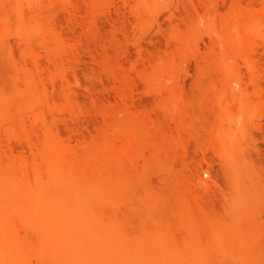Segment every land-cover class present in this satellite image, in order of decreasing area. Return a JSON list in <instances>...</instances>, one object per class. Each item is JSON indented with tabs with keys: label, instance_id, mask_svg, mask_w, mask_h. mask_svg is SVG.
Here are the masks:
<instances>
[{
	"label": "bare ground",
	"instance_id": "bare-ground-1",
	"mask_svg": "<svg viewBox=\"0 0 264 264\" xmlns=\"http://www.w3.org/2000/svg\"><path fill=\"white\" fill-rule=\"evenodd\" d=\"M95 1L0 0L3 23L23 19L29 23L27 28L32 26L18 36L19 45L6 39L0 45V264H264V254L209 251L207 236H199L208 232L203 226H215L207 220L215 215L201 208L199 200L201 189L212 190L216 182L213 176V180L203 178L200 183L188 177L172 186L179 203L186 208L185 215L191 219L183 225L192 239L206 237V244L198 240L184 246L176 241L167 247L151 243L152 250L134 252L133 241L122 238L125 231L119 217L111 219L109 213V179L114 168L117 175L125 170L141 145L150 148V157L166 147L163 139L159 141L160 121L136 117L138 103L143 99L136 93L139 85L162 99L163 110L178 131L190 126L186 121L191 106L184 97L186 84L191 83L199 91L208 87L201 101L203 108L216 115V123L208 139L201 136V127L195 126L189 137L197 139V149L205 155L209 149L217 151L226 160L236 191L243 190L240 171L245 157L233 131L252 122L256 112L251 109L255 104L240 95L246 94L249 86L264 85V77L254 71L258 66L252 56L259 51L253 47L255 41L264 35V10L258 12L239 0H229L228 12L217 24L216 14L212 15L216 12L213 0H140L142 6L132 11L135 22L149 16V21L157 22V31L168 45L174 46L166 51L158 47L161 44L151 47L136 42L137 60L133 61L129 48L121 53L130 61L128 67L126 61L109 51L105 39L92 37L89 22ZM198 4L207 8L205 14L200 13ZM165 9H169V18H182L188 29L173 26V30L166 31L158 14ZM27 13L30 22L25 19ZM202 21L207 24L211 46L219 45L222 52L220 65L209 69L205 76H201V61H197L198 72L193 74L189 60L198 46L194 31ZM142 34L154 41L146 31ZM244 65L248 72L243 70ZM218 84L224 91L230 88L234 93L232 101L240 104L245 100L237 115H232L231 105L222 102L229 95L221 89L217 91ZM215 91L218 101L212 103L210 97ZM200 123L202 130H207L205 119ZM176 139L168 142L173 152L179 146ZM204 160L206 165L201 162L200 171L214 173L213 164L206 157ZM258 179L254 204L260 214L264 210V181L262 177ZM218 194L224 202L234 201L229 190ZM254 214L257 216L255 212L249 214L250 219L258 225ZM142 221L146 220H141V225ZM201 226L205 231L197 233ZM224 246L230 251L238 248L231 242L218 245V249ZM155 248L170 250L159 252ZM182 248L185 252L179 250Z\"/></svg>",
	"mask_w": 264,
	"mask_h": 264
},
{
	"label": "rangeland",
	"instance_id": "rangeland-1",
	"mask_svg": "<svg viewBox=\"0 0 264 264\" xmlns=\"http://www.w3.org/2000/svg\"><path fill=\"white\" fill-rule=\"evenodd\" d=\"M197 1H201V0H196V2ZM213 1H215L217 5L216 3L214 4L215 6L214 8L216 9V12H214V14L212 15L216 14L215 21L217 20L216 23L218 22L220 24V21L223 18L224 14L228 12L229 0H213ZM239 1H241V3L244 6L250 5L251 6L250 8H253L258 12L259 10L260 12L264 10V0H239ZM95 2H96L95 5L96 6L98 5L97 6L98 8L95 6L94 9H92L93 11L91 17H93L94 20L91 18L90 19L91 21L89 22L92 28L91 30L92 33L93 32L95 33L92 34V37L97 39L98 38L100 39L101 37V40L105 39L104 41L107 42V45L110 47L109 51L114 53L115 57H118L121 60L123 59L124 61L122 60V62L126 61V65L128 67H130V61L127 60L124 56H122L121 53L124 49L129 48L131 54L133 55L132 56L133 61L137 60L138 55L136 49V42L137 43L143 42L144 44H147L148 46L151 47H156L157 44L158 45L161 44L162 46L160 45L157 46L160 49L166 51L167 49H171L174 46L172 43L168 45V43L163 37L164 35L161 36L160 33L157 31V22L149 21L150 20L149 16L144 15L142 20L135 22V19L132 16V11L134 8H137L140 5L142 6L140 0H99V1L97 0ZM200 7L201 10L199 9V11L202 14L206 11L207 8H204L205 6L203 5L201 6V4L199 8ZM202 7L204 9H202ZM158 14L161 17L164 28L167 29L166 31L173 30L174 28L173 26H179L181 29H185V28L188 29L185 21L182 18L176 17L171 19L168 17L169 9L158 11ZM263 15L262 18L264 20ZM28 18H30L29 13L25 14V19H27L26 21L30 22L31 20H29ZM22 20L16 19L15 21L11 22V24L8 25L0 20L2 22V23L0 22V24L3 25L0 26V45L2 44L1 42L4 41V39H6L15 46L19 45L18 36L25 34V32L23 31H25L26 29H28L29 31L32 27L28 25L30 29L27 28L28 22L25 23V21L22 22ZM23 23H25V25ZM30 25H32V22ZM144 31H146L147 35L152 36L154 38L153 39L154 41L150 42L149 40L145 39L142 34ZM94 35L96 37H94ZM194 35L195 36L193 37L197 39L198 46L195 48L193 53L189 55L191 71L194 74L198 69L197 61H201V76H205L207 75L208 71H210L209 69L214 68L215 70L220 65L221 57H222L221 47L219 45H215L213 47L211 46L210 37L208 35V27L204 21H202V23L196 27L194 31ZM263 37L262 38L259 37L257 39V42L255 41V44L253 46L254 48L257 46V50H259L258 52H255L256 55L252 54L253 50L251 51L252 53H250L252 54V56H254L253 57L254 59L258 60L257 61L253 59L255 61V65L258 66L256 69H254V71L257 70L256 73L258 72L257 74H259V76L262 75V77H264V50H263L264 38ZM242 62L243 61H241V63ZM242 68L243 70H246L245 65ZM246 71L248 72V70ZM224 87L226 86L224 85ZM228 88L229 87H227L226 91H224L225 88L223 90V85L218 84V88L216 87L215 89L217 91H219L218 89H221L220 91H223L224 93L226 92L225 94L229 95L228 97H225L227 98L226 100L223 97L224 100H222V102L224 101V105L232 106L233 109L232 115L234 116L237 115L239 111L238 108L241 107V105L245 102V100L244 102L239 101L240 104L234 102L235 101L234 99H233L234 101H232L231 96L234 93L229 90L230 88L229 89ZM206 89H208V87H206ZM206 89L204 88V90L199 91L191 83L186 84L184 97L186 100L190 102L191 105L189 108L190 111L186 116V121L190 124V126L185 129L184 128L180 129L179 131L175 126V124L172 121H170L169 117H167L166 112L164 111L165 109L163 110L165 106L162 103V99L153 97L147 91V89H145L143 85H139V87L136 89L137 90L136 93H138V95L140 94L143 98L141 101H139L140 104L138 103V110H137L138 112L136 111L135 113H137L139 116L136 114L137 115L136 117L145 119L147 121L157 120V119L158 121H160L161 127L159 133V138H160L159 141L161 142L162 141L161 139H163V141H165L164 145H166L165 148L167 149L163 148V151L161 149L162 153L161 151H159L158 152L159 155L158 153H156L157 156L156 154L152 153V156L150 157L151 154V151L149 150L150 148H148L146 145H141L140 147H138L137 151H135V155H133V158H130L131 162L130 164H128L129 166L127 165V168H125V170L122 169L121 170L122 172L119 171L117 175L116 174L117 172H115L116 169L114 168L113 170L114 173L110 175L111 179H109L110 181L109 186L111 187V189L109 190H111V192L109 191L110 193L109 209L111 208V210H109V213H111L110 214L111 219H113L114 216H117V218L119 217V223L122 225L123 228L122 231L123 232L125 231L124 232L125 234L122 232L124 236L122 238L123 240L127 239L128 241H133L134 245L132 247V250L134 252L152 250V247L149 248V246H151V243L153 246L154 245L159 246L160 244H164L167 247L177 243L180 244V246L182 245L184 246L191 241H193L194 243L197 240L198 242H200V244L201 242L202 243L204 242L203 244H206V239L208 238L206 245L209 249H211L209 251L212 250L214 251L215 249L214 253L217 252L221 253L223 251L226 253L247 252L249 254L250 253L253 254L257 253L258 255L264 254V210L261 211L260 214H258L256 206L254 204V199H255L254 194L256 193L255 190L257 189L256 188L257 185L255 181H257V179L261 177L263 179L262 181H264V85L263 88L261 87L255 88L249 86V88L245 91L246 94L240 95V98L246 99V101L247 98H249L255 104V106L254 107L252 106L251 109H253L254 111L255 108L257 112V114L256 112H254V118H253L254 120L250 122L247 126H243V125L238 126L233 131V133H235L234 134L235 137L240 141L242 155L245 157V159L243 160V170L240 171L243 178L242 191L240 190L236 191L235 186L232 184L233 182L231 181L232 176L229 170L227 169L226 160L223 157H221L217 151L213 149H209L205 155L204 153H202V151L197 149V144H196L197 139L189 137L190 132L193 131V126H195L197 128L201 127V133H202L201 136H204L206 137V139H208L211 126L216 123L215 122L217 119L216 115L214 113H209L207 109L203 108L205 104H203L201 101V94ZM215 94L216 91L210 97L212 103L218 101ZM161 104H163L164 107H162ZM201 119H205L207 130L206 129L202 130L203 127L202 124L200 123ZM161 133L163 136L162 135L160 136ZM174 137L178 139V140L176 139V141L177 144L179 145L178 150L176 152L172 151L173 149L172 147H170L171 146L170 143H168V142H172L173 141L172 138L174 139ZM185 144L188 146L185 147ZM167 145L169 146V148H171V150L167 147ZM164 149L167 151H165ZM205 157L208 162H211L213 164L214 173H202V171H200L199 165L201 164V162L206 165V162L204 160ZM125 176L127 178H125ZM187 178L189 180L192 179L194 183H200L203 178L204 179L213 178L216 180L215 183L213 182L214 184L210 192L203 191L201 189V195L199 196V200L201 202V208H205L207 211H209L211 215H215V216H209L208 219L206 218L208 221L212 220V223L215 224V226L213 225L210 227H206L202 225L207 229L206 231L208 232L206 233L203 232L205 231V228L203 229L202 226L200 228L198 227L197 229L198 232L197 231L196 232L197 233L203 232L205 234L204 235L202 233L199 234V236L200 235L207 236V238L201 236L199 238L200 240L195 238L192 239L191 236L189 235L188 227L183 225L188 221L190 222L191 219L188 218L187 214L185 215L184 212L186 208L184 206H181V204L179 203L180 198L175 194V192L172 189L173 184L181 183V181L184 182L188 180ZM117 187L118 188L121 187L122 192L119 191L121 189H118ZM226 190L231 191L232 193L231 195L234 196L235 198H233L231 195H229V197L234 201L230 203L224 202L225 201L223 200L224 197L218 194L219 191H226ZM234 192H236V194ZM133 193L135 194V196ZM179 193L180 192H178V195L181 196ZM128 194L129 196H127ZM136 200L139 203H137ZM134 201L137 203L139 208L134 203ZM136 208H138L139 211ZM232 208L235 209L233 210ZM138 212H143V214L140 216V213ZM151 212L154 213L155 215L152 214ZM232 212H234L235 214ZM254 212L257 214V216H255L254 214V216L255 218L258 217L257 223L259 226L252 222L254 221L253 219L252 221L250 219L251 215L249 216V214ZM118 213H121L122 217L118 215ZM242 214H243V218H242ZM183 215H185L188 218V220ZM143 216L145 218L142 219ZM213 219L216 223L213 221ZM141 220L144 221L146 220L145 221L146 223L142 221V223H144L142 224L143 229L141 225ZM201 220L202 218L198 219L199 222ZM126 221L127 223H125ZM179 221L181 225L179 224ZM138 223L141 227H139ZM201 223L202 222H200V225ZM196 232L194 231V233L196 234L195 236L198 235ZM171 234L176 236H172ZM175 241L177 243H175ZM208 242L209 245L211 244L212 248H210ZM231 242L238 245V248L236 247V249L234 248L232 249V251H230L231 249H226L227 248L226 246L222 247L223 249L222 248L218 249L219 248L218 245L231 243ZM206 245H204L205 246L204 250H207ZM242 248L243 251L241 250ZM169 250L170 249H161V250L158 249L156 251L160 252V251H169ZM179 250L183 251L186 249L182 248Z\"/></svg>",
	"mask_w": 264,
	"mask_h": 264
}]
</instances>
